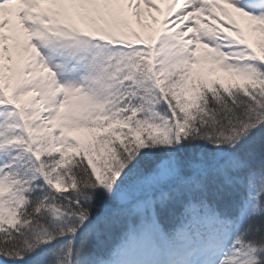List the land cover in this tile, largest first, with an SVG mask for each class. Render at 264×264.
Returning <instances> with one entry per match:
<instances>
[{
  "label": "snow or ice",
  "instance_id": "obj_1",
  "mask_svg": "<svg viewBox=\"0 0 264 264\" xmlns=\"http://www.w3.org/2000/svg\"><path fill=\"white\" fill-rule=\"evenodd\" d=\"M0 264H264V0H0Z\"/></svg>",
  "mask_w": 264,
  "mask_h": 264
}]
</instances>
